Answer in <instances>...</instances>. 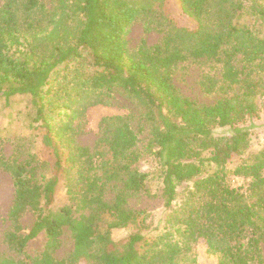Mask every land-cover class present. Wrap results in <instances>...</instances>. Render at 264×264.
Returning <instances> with one entry per match:
<instances>
[{"label":"trees","instance_id":"16d2710c","mask_svg":"<svg viewBox=\"0 0 264 264\" xmlns=\"http://www.w3.org/2000/svg\"><path fill=\"white\" fill-rule=\"evenodd\" d=\"M175 1L193 26L176 22L169 0L1 1L0 95L30 97L42 146L17 161L0 143V169L14 187L3 241L20 256L0 253V264H198L200 240L214 264H264V144L250 149L256 98L264 105V0ZM139 17L165 28L157 42L130 47ZM186 63L204 67L198 84L219 95L212 103L176 87L174 72ZM115 94L150 123L147 142L138 146L144 124L133 127L125 112L102 116L94 145H80L88 108ZM143 153L153 173L135 166ZM62 176L68 204L54 208ZM232 176L247 180L245 190ZM153 178L165 209L160 229L127 206L135 193L150 195ZM183 182L191 185L176 204ZM26 212L34 220L24 231ZM120 229L127 234L114 238ZM41 232L42 251L28 254ZM65 233L72 247L58 258Z\"/></svg>","mask_w":264,"mask_h":264},{"label":"rangeland","instance_id":"374dc122","mask_svg":"<svg viewBox=\"0 0 264 264\" xmlns=\"http://www.w3.org/2000/svg\"><path fill=\"white\" fill-rule=\"evenodd\" d=\"M2 0H0L1 3ZM47 6L53 3V0H42ZM173 5V16L178 24L193 26L194 23L185 15L180 14L179 10L175 9L177 3L175 0H169ZM146 20L153 21L152 28L146 30L144 22ZM165 26H161V31L156 26L154 18L139 17L134 20L130 30L127 34L130 47H135L140 40L145 39L148 44L157 42L162 36ZM204 67L196 63L181 64L174 72L173 78L176 87L185 96L202 103H212L218 98L217 93L207 94L204 93L199 86L200 72ZM257 105L261 108L260 117L254 121V125L250 127V149L257 150L264 144V105L260 98H256ZM130 112L134 114L132 121L133 127L138 124H144L142 131L139 132V144L142 147L149 137L150 123H144L140 119L138 107L132 102L120 95L115 94V98L110 101L109 105L98 104L88 108L87 127L86 130L77 136V141L82 146L92 147L98 137V121L107 114L125 113ZM33 113L31 110L30 97L28 95H14L6 99L0 95V137L1 147L3 154L7 158L16 159L21 161L27 159L31 154H37L41 149V134L30 125V120ZM133 116V115H132ZM219 132V131H217ZM246 156V155H245ZM135 166L142 171L151 172L155 171V162L151 160L147 153H143ZM247 180L242 177H230V184L232 186L242 185L241 190H245V183ZM68 178L62 176L60 183L57 186L55 194L54 208L61 205L68 204L66 195V184ZM151 193L150 195L143 193H135L127 199V206L133 209H142L146 212L147 223L154 229L156 226L159 229L163 225L165 216V209L163 208V200L160 196V181L158 178L151 180ZM191 182H183L177 186L176 204H181L184 197V189L189 187ZM14 194L13 182L10 174L0 169V253L5 256H10L18 259L20 256L15 252L8 249L3 241L4 233L8 229L7 212L12 203ZM114 190L108 188L106 198H111ZM247 201L251 202L256 200V195L248 194ZM34 216L31 212H26L21 217V223L24 231H27L32 225ZM127 229L114 230V238H122L127 234ZM45 243V237L41 232L34 239L29 241L26 251L30 255H36L42 251ZM72 247V241L65 233L62 239V245L57 250L56 256L63 257ZM198 264H214L215 258L209 256L206 252V243L202 240L198 244ZM84 264V263H79ZM257 264V263H254Z\"/></svg>","mask_w":264,"mask_h":264}]
</instances>
